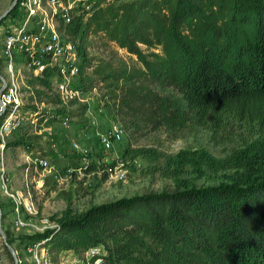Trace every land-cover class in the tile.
<instances>
[{"label":"trees","instance_id":"1","mask_svg":"<svg viewBox=\"0 0 264 264\" xmlns=\"http://www.w3.org/2000/svg\"><path fill=\"white\" fill-rule=\"evenodd\" d=\"M66 32L79 73L91 67L84 50L90 33L136 56L138 67L94 71L116 86L107 106L130 124L176 129L231 117L256 121L261 132L224 159L181 153L213 172L232 169L228 181L122 197L79 214L66 208L58 230L30 241L51 236L56 251L102 243L108 264H264V0L113 1ZM51 73L34 79L50 89Z\"/></svg>","mask_w":264,"mask_h":264},{"label":"rangeland","instance_id":"2","mask_svg":"<svg viewBox=\"0 0 264 264\" xmlns=\"http://www.w3.org/2000/svg\"><path fill=\"white\" fill-rule=\"evenodd\" d=\"M11 2L0 0V15ZM142 49L147 51L144 46ZM84 50L91 67L73 80L78 94L72 99L59 98L54 78L46 89L25 71L19 77L23 104L18 124L5 143L19 139L21 144L3 149L7 180L5 187L0 184V227L4 233V237L0 234V264H15L9 246L23 259L22 244L36 233L53 229L66 208L79 214L91 205L122 197L228 181L232 169L213 172L195 159L182 161L181 153L205 150L224 159L261 132L256 121L231 117L219 125L187 123L176 129L132 125L123 113L109 110L107 105L113 102L110 91L117 93L116 86H109L110 82L94 71L100 68L107 74L138 67L136 56L101 34H88ZM113 125L121 127L122 138L105 149L99 134ZM74 144L85 151L75 149ZM40 158L46 159L48 166L35 162ZM24 199L32 203L34 213L23 208ZM18 215L23 225L15 224Z\"/></svg>","mask_w":264,"mask_h":264},{"label":"built area","instance_id":"3","mask_svg":"<svg viewBox=\"0 0 264 264\" xmlns=\"http://www.w3.org/2000/svg\"><path fill=\"white\" fill-rule=\"evenodd\" d=\"M128 0H17L15 11L0 24V184L6 186L3 148L5 138L17 126L18 111L22 101L19 77L25 71L31 77H43L46 69H51L49 79H55L56 92L61 100L72 99L78 91L72 87L79 75L75 41L67 34L66 27L78 18L86 19L89 14L110 2ZM35 114V113H34ZM122 138V129L113 125L99 134V142L110 149ZM75 149H81L74 144ZM40 166H48L46 159H37ZM23 208L28 213L35 209L28 200H23ZM18 213V209H16ZM17 226L24 221L18 215ZM59 224L53 225L58 230ZM51 236L38 241L22 244L23 259L18 264H108L105 259L107 249L99 243L84 250H53L49 242Z\"/></svg>","mask_w":264,"mask_h":264},{"label":"water","instance_id":"4","mask_svg":"<svg viewBox=\"0 0 264 264\" xmlns=\"http://www.w3.org/2000/svg\"><path fill=\"white\" fill-rule=\"evenodd\" d=\"M17 3V0H12L10 6L0 15V21L5 18L12 9H14L15 5ZM0 80L3 82V77L0 75ZM4 86L0 87V93L2 92ZM0 218H1V209H0ZM0 234L4 237V233H3V230L2 228L0 227ZM9 250L11 252V254L13 255V258H14V262L15 264H18V260H17V255H16V252L15 250L9 246Z\"/></svg>","mask_w":264,"mask_h":264},{"label":"crops","instance_id":"5","mask_svg":"<svg viewBox=\"0 0 264 264\" xmlns=\"http://www.w3.org/2000/svg\"><path fill=\"white\" fill-rule=\"evenodd\" d=\"M4 149V148H3ZM40 159H43V158H40Z\"/></svg>","mask_w":264,"mask_h":264}]
</instances>
